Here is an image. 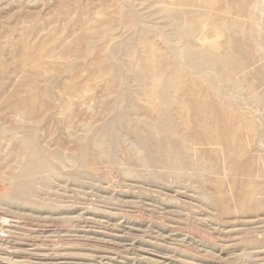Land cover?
Segmentation results:
<instances>
[{
	"label": "rangeland",
	"instance_id": "rangeland-1",
	"mask_svg": "<svg viewBox=\"0 0 264 264\" xmlns=\"http://www.w3.org/2000/svg\"><path fill=\"white\" fill-rule=\"evenodd\" d=\"M202 1L170 6L179 19L194 15V28L183 34L173 29L175 20L165 19L160 10L166 5L158 0H0V264H264V79L256 83L252 73L234 88L241 74H229L228 67L239 58L219 37V25L203 22ZM248 6L251 16L225 14L252 22L263 39L264 0ZM157 17L164 28L148 25ZM259 44L246 65L264 78V41ZM155 45L165 47L163 55H153ZM190 58L208 63L196 73ZM185 91H192L189 97ZM216 99L241 112L246 107L242 123L232 124L240 142L234 136L229 148L217 143L225 134L220 130L229 128L198 120ZM151 119L158 128L153 133ZM249 125L253 141L246 138Z\"/></svg>",
	"mask_w": 264,
	"mask_h": 264
},
{
	"label": "bare ground",
	"instance_id": "bare-ground-1",
	"mask_svg": "<svg viewBox=\"0 0 264 264\" xmlns=\"http://www.w3.org/2000/svg\"><path fill=\"white\" fill-rule=\"evenodd\" d=\"M253 1V0H252ZM158 2H160V3H162V4H165L166 6L164 7V8H162L160 11L161 12H163V13H165V19L167 20V19H169V20H175V23H173L174 21H170V23H172V24H174V25H172L173 26V29L174 30H178V31H182L183 32V34H184V31H185V29H187L188 31H190L191 29H192V27H193V25H194V20H192L193 19V17H194V15L193 14H191V13H188V16H189V19H188V16L186 15V14H182V21L179 19V17H176V10L178 9H171L170 8V6H175V8H176V6H178L179 7V10H180V7H182V6H184L185 4H187L188 2L193 6H196L195 5V2H194V0H158ZM191 2H194L193 4L191 3ZM231 2H236L237 3V5L236 6H233V4L231 3ZM251 2V0L249 1V0H230V3L227 5V3H226V1L225 0H217V1H215V2H213V1H211V0H203L200 4H198V7H202L201 9H204V12H206L207 13V15H205L204 14V16H205V18L203 17H200V15H202V13H201V11H200V15L199 16H197V17H200V18H202L203 19V22H206V24L205 25H213V26H217V25H219V31H220V33H219V37H223V39L222 40H226L227 39V42H231V44H232V46H231V48L233 49V53H234V55L236 54L237 56H238V58H239V61H232L230 64H229V67H228V70H229V74H234V73H236V74H238V73H240L241 75H239L240 77H239V79L237 78L236 79V81H235V83H233L234 84V86L235 85H237V84H239V83H243V81H245L246 80V78H248V75H250V74H252V73H254L255 75L257 74L258 76L256 77V83H258L259 81H262L264 78L262 77V75H259V72L260 71H262V70H260V71H258L257 69H254V71L253 70H250V72H248L249 70H247V59H248V57H250L251 56V54H252V47H253V45H254V43H257V46H258V44L263 40L264 41V31H263V39H259V34L257 35V31H255L253 28H252V26H251V24H252V22L249 24V22H238L237 20L235 21V20H231L230 18H229V16L227 15L226 16V14H225V10H227L228 12H230V13H241V14H245V16H249L250 15V12H249V3ZM260 2V1H259ZM262 2V1H261ZM258 3V2H257ZM167 4H170V5H167ZM197 4V3H196ZM262 4V3H261ZM138 5V4H137ZM255 5V4H254ZM261 6V5H260ZM135 7V6H134ZM197 7V6H196ZM260 8V7H259ZM134 10V9H133ZM258 10V9H257ZM160 11H158L159 13H160ZM218 11H221V12H224V15L223 14H218ZM251 11H253V10H251ZM259 12V11H258ZM137 13V14H136ZM135 13V16L136 15H140V14H138V12H136ZM141 13H143L142 11H141ZM154 12H152V14H153ZM186 13V12H185ZM199 13V12H198ZM215 13V15H213ZM127 14H129V13H127ZM144 14H145V12H144ZM162 14V13H161ZM181 14V13H180ZM263 14V13H262ZM143 15V14H142ZM146 15V14H145ZM72 16V15H71ZM130 16V15H129ZM133 16H134V14H133ZM141 16V15H140ZM149 16V15H148ZM251 16V15H250ZM260 16V15H259ZM136 17H139V16H136ZM144 17V16H143ZM142 16L141 17H139V20H140V18H143ZM146 17V16H145ZM196 17V16H195ZM235 17V16H234ZM233 17V18H234ZM261 17V16H260ZM148 18V17H147ZM147 18H145V20H144V23H146V19ZM186 18V19H185ZM200 18H198L199 19V21H200ZM240 18V17H239ZM242 18V17H241ZM131 19V18H130ZM137 19V18H136ZM159 17H157V18H154L153 20H151V22L148 20L147 22H149V24L148 25H150V24H152V25H156V23H157V25H159L160 23H158L159 22ZM197 19V20H198ZM206 19V20H205ZM236 19V18H235ZM176 20L178 21H180V23L181 24H179L178 22H176ZM141 22H142V19H141ZM196 22V21H195ZM155 23V24H154ZM165 24V26H166V23H164ZM135 25V24H134ZM148 25H147V27H148ZM162 25V24H161ZM161 25H159L160 26V28H164V27H162ZM185 25V27H183ZM146 26V25H145ZM168 26V25H167ZM200 26V25H199ZM169 27H171L170 26V24H169ZM175 27V28H174ZM139 28H141V27H139ZM149 28H150V26H149ZM194 28V27H193ZM141 29H143V28H141ZM140 29V30H141ZM150 30V29H149ZM186 30V31H187ZM142 31V30H141ZM146 31V30H145ZM167 31V30H166ZM175 31V32H176ZM177 31V32H178ZM192 32L194 33V31L192 30ZM195 32H198L197 30L195 31ZM180 33V32H179ZM178 33V34H179ZM199 33V32H198ZM177 34V33H176ZM175 34V35H176ZM261 34H262V32H261ZM171 35V34H170ZM181 35H182V33H181ZM181 35H179V36H181ZM186 35H187V33H186ZM161 36V35H160ZM178 36V35H177ZM177 36H176V38L175 39H177L178 41H179V38H177ZM113 37V36H112ZM142 37V36H141ZM149 37V36H148ZM147 36H146V39L148 38ZM151 37V36H150ZM173 37V36H172ZM184 37V35H182V38ZM162 38H164V40H170L171 38H170V36L167 34V33H165V34H163V36H162ZM195 38H197V37H195ZM142 40H143V38H141ZM149 39V38H148ZM148 39H147V41H148ZM175 39H174V41H175ZM142 40H140V42H142ZM145 40V39H144ZM143 40V41H144ZM155 39H153L152 41H154ZM177 40H176V42H177ZM190 39H188V41H189ZM229 40V41H228ZM146 41V42H147ZM151 41V40H150ZM150 41H149V43H150ZM151 41V42H152ZM173 41V40H172ZM221 41V40H220ZM162 42H163V39H162ZM175 42V43H176ZM226 42V41H225ZM153 43V45L155 44L154 42H152ZM179 43V42H178ZM177 43V44H178ZM181 43V42H180ZM180 43L178 44V45H180ZM187 43V42H186ZM191 43V42H190ZM198 43V42H197ZM200 43V42H199ZM212 43V42H211ZM217 43V42H216ZM221 43V42H220ZM223 43V42H222ZM143 44V43H142ZM177 44H176V46H175V48L177 47ZM219 44V43H218ZM153 45H151V47L153 46ZM170 45H172V43L170 44ZM181 45H186V44H181ZM197 45H199V44H195V46H197ZM210 45V44H209ZM212 45H214V44H212ZM260 46H261V49L263 50V48H262V45L261 44H259ZM106 46V45H105ZM143 47H144V45H142ZM188 47H189V45H187ZM192 46H193V44H192ZM200 46V45H199ZM221 46V45H220ZM150 47V48H151ZM164 47V46H163ZM163 47H157V45H155V49H153V52L151 51V50H149L150 52H152L153 53V55H159V54H164V52H165V50H162V48ZM167 47V46H166ZM171 47H173V46H171ZM191 47V46H190ZM198 47V46H197ZM196 47V48H197ZM206 47V46H205ZM219 47V46H218ZM264 47V46H263ZM145 48H147V47H145ZM144 48V49H145ZM165 48V47H164ZM174 48V47H173ZM174 48V49H175ZM196 48L194 47L193 49H195L196 50ZM177 50H175L176 51V54L178 55V56H182V59H183V57L186 55H184L183 56V52H182V54H180L179 55V52H177L178 51V47L176 48ZM182 49V48H181ZM184 49V48H183ZM192 49V50H193ZM198 49V48H197ZM202 48L200 47V50H201ZM104 50V49H103ZM170 50V49H169ZM168 50V51H169ZM188 50V49H187ZM190 50V49H189ZM194 50V51H195ZM199 50V51H200ZM143 50H141V52H142ZM145 51H147V49L145 50ZM148 51V53H150ZM174 51V50H173ZM173 51L172 50H170L169 52L170 53H173ZM183 51V50H182ZM202 51V50H201ZM200 51V52H201ZM207 51H210V50H207ZM228 51V50H227ZM139 52V51H138ZM167 52V51H166ZM186 52V51H185ZM196 52V51H195ZM216 52V51H215ZM256 52V54H258V52L257 51H255ZM145 53V52H144ZM143 53V54H144ZM147 53V54H148ZM175 53V52H174ZM173 53V54H174ZM189 53H190V55L192 56V54L191 53H193V51H189ZM134 54V53H133ZM142 54V55H143ZM172 54V55H173ZM175 54V55H176ZM196 54H197V56H198V52H196ZM209 54V53H208ZM141 55V56H142ZM149 55V54H148ZM151 55V54H150ZM150 55H149V57H150ZM166 55V54H165ZM172 55L171 56H169V57H172ZM189 55V54H188ZM189 55V56H190ZM193 55H194V53H193ZM211 55V54H210ZM255 55V54H254ZM254 55L252 56V57H254ZM135 57H136V54L134 55ZM133 56V57H134ZM147 56V55H146ZM160 56V55H159ZM213 56V55H212ZM230 56V55H229ZM258 56H261V55H259L258 54ZM144 57H145V54H144ZM166 57V56H165ZM195 57H196V55H195ZM195 57H193V58H195ZM200 57V56H199ZM219 57V56H218ZM224 57V56H223ZM231 57V56H230ZM142 58H143V56H142ZM146 58V57H145ZM151 58H152V56H151ZM156 58V57H155ZM155 58H152V59H150V60H155ZM159 58V57H158ZM161 58H162V56H161ZM178 58L179 57H177L176 56V60H178ZM187 58V57H186ZM201 58V57H200ZM131 59H134V58H132L131 57ZM137 59V58H136ZM139 59H141V58H139ZM144 59V58H143ZM142 59V60H143ZM147 60H149L148 59V57L146 58ZM180 59V61H181V57L179 58ZM202 59V58H201ZM227 59H229L228 57H227ZM250 59V58H249ZM142 60H140V61H142ZM159 60V59H158ZM158 60H156V62L158 61ZM171 60H173V59H171ZM187 60H191V58L190 59H187ZM186 60V61H187ZM161 61H162V63H163V59H161ZM167 61V60H166ZM179 60L177 61V62H180ZM184 61H185V59H184ZM184 61H182V64H183V62ZM185 61V62H186ZM206 61V60H205ZM260 61H261V58H260ZM145 62V61H144ZM184 62V63H185ZM190 62V61H189ZM219 62H221V61H219ZM96 63V62H95ZM134 63V62H133ZM138 63V62H137ZM146 63H148V62H146ZM161 63V62H160ZM164 63H165V61H164ZM188 63V62H187ZM191 63H192V60H191ZM208 62H206V63H204V62H202L199 58L197 59V61H195L194 60V62L192 63V65L190 66L192 69H193V71H195L196 73H198V72H200L201 71V68H202V66L203 65H206ZM210 63V62H209ZM212 64V66L211 67H213V63L214 62H211ZM141 64V63H140ZM145 64V63H144ZM186 64V63H185ZM215 64V63H214ZM216 64H218L217 62H216ZM221 64V63H220ZM94 65H96V64H94ZM139 65V64H138ZM137 65V66H138ZM153 65V64H152ZM151 65V66H152ZM137 66H135L136 68H133V69H135V70H138L137 69ZM147 66H148V64H147ZM178 66H180L179 65V63H178ZM181 66H183V65H181ZM180 66V67H181ZM217 65H215V67H213V68H216V69H218L217 67H216ZM223 67H224V65H222ZM222 66H220L219 65V68L220 67H222ZM155 66H153V67H151V69H152V71H153V68H154ZM158 67H159V65H158ZM162 67H163V65H162ZM189 67V68H190ZM227 67V66H226ZM245 67V68H244ZM262 67V66H261ZM143 68H145V67H143ZM156 68V67H155ZM185 68V70H186V67H184ZM190 68V69H191ZM225 68V67H224ZM160 69V68H159ZM182 69V68H181ZM187 69H188V67H187ZM263 69V68H262ZM97 70V69H96ZM141 70V69H140ZM140 70H138V71H140ZM145 70V69H144ZM178 70V69H177ZM206 70V69H205ZM224 69H219V70H217V73L219 74V75H223V73H224V71H223ZM264 70V69H263ZM156 71V70H155ZM192 71V72H193ZM207 71V70H206ZM211 71H213L212 70V68H211V70H210V72ZM214 71H215V69H214ZM213 71V72H214ZM143 72V71H142ZM176 72V71H175ZM179 72V71H178ZM178 72H176V74H178ZM195 72H193V73H195ZM212 72V73H213ZM228 72V71H227ZM140 73V72H139ZM154 73V72H153ZM157 73V72H156ZM161 73H163V72H161ZM179 73H182V75H183V71H181V72H179ZM212 73H210V75L212 74ZM226 73V72H225ZM160 74V73H159ZM187 74V73H186ZM206 74H208V73H206ZM228 74V73H227ZM226 74V75H227ZM235 74V75H236ZM264 74V73H263ZM153 74L151 73V76H152ZM156 75V74H155ZM181 75V74H180ZM172 76V75H171ZM177 77H178V75H176ZM185 75H183V77H184ZM200 76V75H199ZM232 76V75H231ZM234 76V75H233ZM251 76V75H250ZM160 76L158 75V78H159ZM182 77V78H183ZM206 79H207V77L206 76H204ZM228 77V76H227ZM166 78H170V77H166ZM172 78V77H171ZM181 78V77H180ZM185 78V77H184ZM183 78V79H184ZM215 78H216V75H215ZM233 78V77H232ZM147 79V78H146ZM156 79V78H155ZM186 79V78H185ZM190 79V78H189ZM197 79V78H196ZM204 79V78H203ZM213 79H214V76H213ZM221 79V78H220ZM219 79V76H218V80H220ZM223 79V78H222ZM234 79V78H233ZM190 80H192V79H190ZM201 80V79H200ZM212 80V79H211ZM235 80V79H234ZM159 82H160V80H158ZM188 82V80L186 79L185 80V82ZM195 80H193V82H194ZM198 81V80H197ZM202 81V80H201ZM214 81V80H213ZM213 81H211V82H213ZM215 81H216V79H215ZM221 81V80H220ZM223 81V80H222ZM162 82H164V81H162ZM166 82V81H165ZM173 82V81H172ZM172 82H170V83H172ZM190 82V81H189ZM188 82V83H189ZM248 81L246 80V83H247ZM153 83V82H152ZM191 83V82H190ZM216 83H220V82H215V83H213L214 85L216 84ZM179 84H180V82H179ZM178 84V85H179ZM184 83H182V85H183ZM201 84V83H200ZM211 83H209L208 85H210ZM221 84V83H220ZM244 84V83H243ZM159 85V84H158ZM163 85V84H162ZM203 85V84H202ZM213 85V86H214ZM227 85H229V84H227ZM226 85V86H227ZM232 85V84H231ZM253 85H255V83H253ZM180 86H181V84H180ZM194 86H196V85H194ZM211 86V85H210ZM209 86V87H210ZM220 86H224L223 88L224 89H229V87L227 86L226 88H225V85H224V83H223V85H220ZM239 86V85H238ZM248 85H246V87H247ZM163 87H164V85H163ZM183 87V86H182ZM200 87H202L201 85H200ZM212 87V86H211ZM215 87V86H214ZM232 87H233V85L231 86V89H232ZM243 87V86H242ZM198 88V87H197ZM202 88H204V87H202ZM215 88H218V86H216ZM235 89H237V87L235 86L234 87ZM201 89V88H200ZM195 90V89H194ZM220 90H221V88H220ZM162 91H164V89L162 90ZM176 91V90H175ZM186 91H188V90H186ZM185 91V92H186ZM209 91V90H208ZM207 91V92H208ZM227 91V90H226ZM190 92V91H189ZM188 92V93H189ZM192 92V91H191ZM191 92L189 93V94H191ZM202 92V91H201ZM210 92V91H209ZM214 92V91H213ZM224 95L225 94H227L225 91H221ZM177 93V91L175 92V94ZM187 92H186V94L188 95V97H189V94H188ZM198 93V92H197ZM203 93H205V91L203 92ZM211 93V92H210ZM216 93V92H215ZM232 93V92H231ZM240 93V92H239ZM44 94V93H43ZM174 94V93H173ZM175 94H174V96H175ZM184 94V93H183ZM185 94V95H186ZM193 94V93H192ZM198 94H200V92L198 93ZM202 94V93H201ZM217 94V93H216ZM262 94V93H261ZM162 95H163V93H162ZM165 95V94H164ZM172 95V94H171ZM204 95V94H203ZM233 95H235V94H233ZM143 96H144V94H143ZM193 96V95H192ZM205 96V95H204ZM212 96H214V94L212 95ZM216 96V95H215ZM32 97V96H31ZM166 97V96H165ZM165 97H161L162 99H164ZM199 97V96H198ZM227 97V96H226ZM233 97V96H232ZM155 98V97H154ZM171 98V97H170ZM255 98H257V97H255ZM254 98V99H255ZM259 98V97H258ZM258 98H257V100H258ZM27 99V98H26ZM156 99V98H155ZM188 99V98H187ZM192 99V98H191ZM197 99V98H196ZM213 99H215L214 97H213ZM260 99V98H259ZM262 99V98H261ZM159 100V99H158ZM168 100V99H167ZM189 100V99H188ZM193 100V99H192ZM229 100V99H228ZM242 100V99H241ZM256 100V101H257ZM263 100H264V98H263ZM25 101V100H24ZM151 101V100H150ZM155 101V100H154ZM186 101V100H185ZM195 101H197V100H195ZM218 101L221 103L222 101H220V100H217L216 99V101L215 100H211V102H209L208 104L209 105H207L208 106V108H209V110L208 111H206V110H203L202 112H200L201 114L199 115V121H203V123L204 124H211L212 126H214V127H216V129L219 127V126H225L226 128H229V130L227 129L226 131H224V130H222L220 127V131L222 132V133H225L223 136H219L218 137V139H217V143L218 144H220L219 145V147H218V149H220V146H221V144H224L225 146H227L228 147V143L230 142V139H232L234 136H235V139H236V141H238L239 140V138H240V136H237V131H236V129H234V125H232L233 124V122H234V120L237 122V121H240L241 123H242V121H243V118L245 119V112L243 113V114H245L244 116H243V118H242V116H241V113L244 111V109L246 108V107H244L245 105L247 106V104H243L242 106L244 107L243 108V111L241 112L240 111V108L238 107V106H234V104H233V106H231V105H221L220 104V106L219 105H217L218 104ZM26 102V101H25ZM31 102V101H30ZM148 102V101H147ZM147 102H145V104L147 103ZM158 102V101H157ZM156 102V103H157ZM187 103H185L186 105L187 104H190L188 101H186ZM192 102V101H191ZM199 102V101H198ZM198 102L196 103V104H198ZM224 102V101H223ZM245 102V101H244ZM264 102V101H263ZM156 103H154V104H156ZM178 104V106H179V102H177ZM200 103H201V101H200ZM230 103V102H229ZM232 103V102H231ZM148 104H149V102H148ZM158 104H160V103H158ZM180 104H181V102H180ZM183 104V103H182ZM193 104V103H192ZM203 104V103H202ZM204 104H205V102H204ZM239 104V103H238ZM152 105V104H151ZM175 105V104H174ZM174 105H173V108H174ZM201 105V104H200ZM200 105H199V107H200ZM237 105V104H236ZM252 106H253V104H251ZM162 106V105H161ZM170 106H172V105H170ZM169 106V107H170ZM176 106V105H175ZM183 106H184V104H183ZM202 107H203V105H201ZM249 107H250V104L248 105ZM247 106V107H248ZM251 106V107H252ZM27 107V106H26ZM140 107H142V106H140ZM139 107V108H140ZM168 107V109H170ZM182 107V106H181ZM138 108V107H137ZM136 108V109H137ZM138 108V109H139ZM143 108H144V106H143ZM149 108H151V107H149ZM167 108V107H166ZM178 108V107H177ZM183 108H185V107H183ZM189 108H190V105H189ZM189 108L187 109V110H189ZM204 108V107H203ZM203 108H201V110L203 109ZM254 108V107H253ZM257 108V107H256ZM152 109V111H153V113H154V109L153 108H151ZM150 109V110H151ZM159 109V108H158ZM248 109V108H247ZM140 110V109H139ZM138 110V111H139ZM142 110H144V109H142ZM141 110V111H142ZM192 110H196V108L194 109V108H192ZM200 110V109H199ZM251 110V109H250ZM249 110V111H250ZM146 111V110H145ZM169 111V110H168ZM173 111V110H172ZM179 111V110H178ZM24 112V111H23ZM63 112V111H62ZM144 112V111H143ZM151 112V111H150ZM176 112H177V110H176ZM181 112H182V110H181ZM190 112V111H189ZM189 112H187L186 114H187V116H188V113ZM197 112V111H196ZM196 112H195V114H196ZM241 112V113H240ZM247 112V111H246ZM254 112H255V109H254ZM142 113V112H141ZM146 114L145 115H147V112H145ZM179 113H180V111H179ZM183 113V112H182ZM192 113V112H191ZM151 114V113H150ZM157 114V113H156ZM178 114V113H177ZM194 114V115H195ZM199 113H197V115H198ZM249 114V113H248ZM255 114V113H254ZM190 115V114H189ZM251 115H253L252 113H251ZM142 116V115H141ZM144 116V115H143ZM167 116V115H166ZM165 115H163V117L165 118L166 117ZM179 116V115H178ZM194 118H195V116H193ZM192 117V118H193ZM249 117V116H248ZM251 117V116H250ZM144 118L146 119H148V117H145L144 116ZM254 119H255V117H253ZM252 118V119H253ZM259 118V117H258ZM140 119H141V117H140ZM158 119V118H157ZM260 119V118H259ZM263 119V118H262ZM160 120V119H159ZM163 120V119H162ZM166 120H167V118H166ZM186 120H188V119H186ZM264 120V119H263ZM156 121V120H155ZM158 121V120H157ZM164 121V120H163ZM162 121V122H163ZM253 121V120H252ZM251 121V122H252ZM257 121H259L258 119H257ZM188 122V121H187ZM186 122V123H187ZM189 122H191V121H189ZM141 123V122H140ZM146 123H147V126H148V129H149V132L150 133H153V130L155 129V128H157V127H155V123L156 122H154L153 121V119H151V121H149V122H147L146 121ZM165 123V122H164ZM169 123V122H168ZM246 123V122H245ZM142 124V123H141ZM140 124V125H141ZM158 124V123H157ZM159 124H161L160 122H159ZM172 124V123H171ZM195 124V123H194ZM217 124V125H216ZM238 124V123H237ZM240 124V123H239ZM196 125V124H195ZM203 125V124H202ZM201 125V126H202ZM241 125H243V124H241ZM256 125V124H255ZM83 126H85V125H83ZM158 126V125H157ZM182 126V125H181ZM211 126V127H212ZM236 126V125H235ZM245 126V125H244ZM142 127V126H141ZM160 127V126H159ZM187 126H185L184 128H186ZM240 127V126H239ZM239 127H237L238 129H239ZM248 128V130H249V134H248V132H247V134H246V138H248L250 141H253V135H254V133H253V135H252V131L253 130H255L254 128L255 127H253V126H251V125H249V126H247ZM257 127V126H256ZM145 128H147V127H145ZM167 128V127H166ZM168 128H171V127H168ZM168 128H167V130H168ZM205 128V127H204ZM207 128H209V125H208V127ZM223 128V127H222ZM243 128V127H242ZM242 128H241V130H242ZM1 129V128H0ZM158 129V128H157ZM156 129V130H157ZM173 129V128H172ZM189 129V128H188ZM199 129V128H198ZM225 129V128H224ZM244 129V128H243ZM246 129V128H245ZM244 129V130H245ZM259 129V128H258ZM261 129V128H260ZM262 129H263V127H262ZM147 130V129H146ZM175 130V129H174ZM174 130H172L173 132H174ZM213 129H211V131H212ZM240 130V131H241ZM6 131V130H5ZM72 130H70V132H71ZM210 131V130H209ZM229 131V132H228ZM239 131V130H238ZM247 131V130H246ZM264 131V130H263ZM15 132V131H14ZM9 133H11V131L9 132ZM8 133V134H9ZM84 133V132H83ZM184 133V132H183ZM195 133V132H194ZM205 133H206V131H205ZM213 133V132H212ZM245 133V132H244ZM258 133H260V132H258ZM263 133V132H262ZM73 134V131L71 132V135ZM78 134H81V133H78ZM218 134H220L219 132H218ZM82 135V134H81ZM134 135V134H133ZM155 135V134H154ZM158 135V134H157ZM156 135V136H157ZM214 135V134H213ZM238 135H239V133H238ZM10 136V135H9ZM11 138H13V135L11 134ZM80 136V135H79ZM197 136V135H196ZM255 136H256V134H255ZM260 136V135H259ZM264 136V135H263ZM183 137H184V135H183ZM154 138H156L155 136H154ZM180 138H181V136H180ZM211 138H212V135L211 134H206V139L207 140H211ZM245 138V139H246ZM92 139V138H91ZM158 139V138H157ZM228 139H229V141H228ZM257 139H261V137H257ZM256 138H255V140H257ZM22 140V139H21ZM159 140V139H158ZM158 140H156V141H158ZM214 140L216 141V137L214 138ZM181 141V140H180ZM213 141V140H212ZM243 141V140H242ZM241 141V142H242ZM246 141H247V139H246ZM17 142V141H16ZM208 142V141H207ZM228 142V143H227ZM239 142H240V140H239ZM213 143V142H212ZM234 143H235V140H234ZM243 143H244V141H243ZM242 143V144H243ZM247 143V142H246ZM91 144H92V141H91ZM90 144V145H91ZM167 144V143H166ZM177 144V143H176ZM182 144V143H181ZM207 144V143H206ZM215 144V143H214ZM17 145V144H16ZM152 145V144H151ZM208 145V144H207ZM212 145V144H211ZM210 145V146H211ZM261 145V144H260ZM259 145V146H260ZM22 146V145H21ZM134 146H136V145H134L133 144V146H131V147H133L134 148ZM178 146V145H177ZM182 146H185V145H182ZM204 146V145H203ZM206 146V145H205ZM214 145H212V147H213ZM216 146V145H215ZM258 146V145H257ZM24 147V146H23ZM91 147V146H90ZM193 147H195V146H193ZM211 147V148H212ZM229 147H230V145H229ZM228 147V148H229ZM244 147H245V145H244ZM243 147V148H244ZM22 148V147H21ZM93 148L95 149V151L100 155V154H102L103 153V150H102V148L100 147V145H99V142H94L93 143ZM92 147H91V149H93ZM137 148V147H136ZM135 148V149H136ZM179 148V147H178ZM186 148V147H185ZM216 148V147H215ZM221 148H222V146H221ZM225 148V147H224ZM223 148V149H224ZM246 148V147H245ZM259 148V147H258ZM210 149V148H209ZM238 149V148H237ZM241 149V148H240ZM24 150V149H23ZM28 150V149H27ZM189 150V149H188ZM199 150V149H198ZM212 150V149H211ZM259 150V149H258ZM26 151V150H25ZM166 151V150H165ZM176 151H178V150H176ZM182 151H183V149H182ZM186 152H187V150H185ZM219 151V150H218ZM221 151V150H220ZM189 152V151H188ZM176 154L178 153V152H175ZM189 153H191V152H189ZM218 153V152H217ZM231 153V152H230ZM233 153V152H232ZM258 153V152H257ZM181 154H182V152H181ZM193 154H195V152L193 153ZM102 155H104V153L102 154ZM190 155V154H189ZM188 155V156H189ZM192 155V154H191ZM141 156V155H140ZM168 156H170V155H168ZM174 156V155H173ZM192 156H194V155H192ZM106 157V156H105ZM166 157H167V155H166ZM171 157V156H170ZM224 157V156H223ZM263 157V156H262ZM261 157V158H262ZM103 158V157H102ZM169 158V157H168ZM194 158H195V156H194ZM241 158V157H240ZM37 160L38 159H40L39 157L38 158H36ZM138 159V158H137ZM189 159V158H188ZM254 159H255V157H254ZM263 159H264V157H263ZM42 160V159H41ZM174 160H176V159H174ZM191 160V158L189 159V161ZM234 160V159H233ZM251 160V159H250ZM43 161V160H42ZM42 161H40L39 163H41ZM140 161V160H139ZM173 161V160H172ZM188 161V162H189ZM257 161H259V160H257ZM264 161V160H263ZM44 162V161H43ZM74 162V161H73ZM115 162V161H114ZM161 162V161H160ZM169 162H171L170 160H169ZM184 162V161H183ZM216 162V161H215ZM248 162V161H247ZM261 162H262V159H261ZM46 163V162H45ZM45 163H43V164H45ZM75 163V162H74ZM175 163H177V160H176V162ZM178 163H179V161H178ZM190 163V162H189ZM237 163V162H236ZM249 163H250V161H249ZM263 163V162H262ZM42 164V163H41ZM244 164V163H243ZM252 164V163H251ZM264 164V163H263ZM46 165H47V163L45 164V167H46ZM49 166V165H48ZM192 166V165H191ZM248 166V165H247ZM39 167H40V165H39ZM50 167V166H49ZM225 167V166H224ZM245 167V166H244ZM256 167V166H255ZM47 168V167H46ZM45 168V169H46ZM178 168V167H177ZM193 168V167H192ZM246 168V167H245ZM252 168V167H251ZM179 169V168H178ZM202 169H203V167H202ZM215 169V168H214ZM234 169V168H233ZM261 169V168H260ZM27 170V169H26ZM48 170H49V168H48ZM182 170V169H181ZM218 170V169H217ZM244 170V169H243ZM251 170V169H250ZM254 170V169H253ZM177 171H179V170H177ZM188 171V170H187ZM187 171H185V172H187ZM196 171V170H195ZM213 171V170H212ZM50 172H51V170H50ZM128 172V171H127ZM252 172V171H251ZM256 173V172H255ZM195 174H196V172H195ZM245 174V173H244ZM181 175V174H180ZM185 175H187L186 173H185ZM190 175H191V173H190ZM192 175H193V173H192ZM197 175V174H196ZM198 175H200V174H198ZM207 175V174H206ZM261 175V174H260ZM184 176V175H183ZM182 176V177H183ZM189 175H187V177H188ZM205 176V175H204ZM247 176V175H246ZM55 177V176H54ZM58 177V176H57ZM185 177V176H184ZM194 178V177H193ZM199 178V177H198ZM255 178V177H254ZM195 179V178H194ZM190 180V179H189ZM233 181V180H232ZM212 182V181H211ZM236 182H239V181H236ZM259 182V181H258ZM240 183H242V182H240ZM244 184V183H243ZM212 186V185H211ZM242 186V185H241ZM213 187V186H212ZM214 188V187H213ZM244 188V187H243ZM263 188V187H262ZM259 189V188H258ZM242 190V189H241ZM263 190V189H262ZM224 191V190H223ZM237 191H238V189H237ZM237 191H236V193H237ZM221 193H223V192H221ZM220 193V194H221ZM232 193V192H231ZM235 193V194H236ZM219 194V195H220ZM224 194H225V192H224ZM229 194V193H228ZM259 195V194H258ZM217 196V195H216ZM223 196V195H222ZM253 196V195H252ZM219 197V196H218ZM226 197V196H225ZM233 197V196H232ZM235 198H237V197H235ZM264 198V197H263ZM230 199H231V197H230ZM234 199V198H233ZM239 199V198H238ZM258 199V198H257ZM261 199V198H260ZM221 200V199H220ZM223 200H224V198H223ZM253 200H256V198H254ZM227 201V200H226ZM231 201H233L232 199H231ZM258 201V200H257ZM260 201V200H259ZM234 202H236V201H234ZM239 201H237L236 203H238ZM251 202H252V200H251ZM251 204V203H250ZM242 205V204H241ZM244 205V204H243ZM14 206V205H13ZM226 207H228V206H226ZM245 207H247V206H245ZM229 208H230V206H229ZM249 208V207H248ZM211 209V208H210ZM232 209V208H231ZM238 209V208H237Z\"/></svg>",
	"mask_w": 264,
	"mask_h": 264
}]
</instances>
